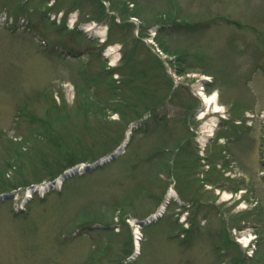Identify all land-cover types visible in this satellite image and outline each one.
<instances>
[{
	"label": "rangeland",
	"instance_id": "1",
	"mask_svg": "<svg viewBox=\"0 0 264 264\" xmlns=\"http://www.w3.org/2000/svg\"><path fill=\"white\" fill-rule=\"evenodd\" d=\"M0 264H264V0H0Z\"/></svg>",
	"mask_w": 264,
	"mask_h": 264
},
{
	"label": "bare ground",
	"instance_id": "2",
	"mask_svg": "<svg viewBox=\"0 0 264 264\" xmlns=\"http://www.w3.org/2000/svg\"><path fill=\"white\" fill-rule=\"evenodd\" d=\"M200 95H201V100H202V103H203L204 107H207L206 109L211 108L212 105H213V110L215 112H219V111L222 110V108L219 105L216 104V98H215L216 95H215V93H213L212 95H209V96L204 95L203 93L200 94ZM203 115H204V113L201 114L200 118H202ZM215 127H216V123H215V120H213V121L210 122V124H207L206 130H204L203 132L205 134H207V135H210V134L212 135L213 131L215 130ZM174 193L175 192L172 189H170L169 193H168V197L171 196V195H175ZM225 197L228 198L229 196L225 195ZM246 233H247V231H246ZM247 235L240 236L239 239H238L239 242L241 241L243 244H246V242L249 240V236H247ZM136 245L138 246V243H136Z\"/></svg>",
	"mask_w": 264,
	"mask_h": 264
},
{
	"label": "water",
	"instance_id": "3",
	"mask_svg": "<svg viewBox=\"0 0 264 264\" xmlns=\"http://www.w3.org/2000/svg\"><path fill=\"white\" fill-rule=\"evenodd\" d=\"M66 175L64 174L62 177H65Z\"/></svg>",
	"mask_w": 264,
	"mask_h": 264
}]
</instances>
